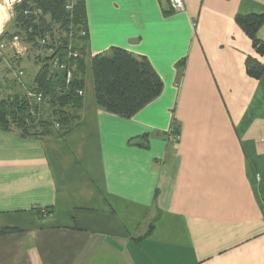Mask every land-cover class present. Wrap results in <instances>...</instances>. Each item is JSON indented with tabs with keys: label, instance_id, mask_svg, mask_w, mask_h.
<instances>
[{
	"label": "crops",
	"instance_id": "1",
	"mask_svg": "<svg viewBox=\"0 0 264 264\" xmlns=\"http://www.w3.org/2000/svg\"><path fill=\"white\" fill-rule=\"evenodd\" d=\"M183 3L83 0L79 122L61 137L0 128V264H264V71L246 69L264 53L236 21L264 0ZM112 47L162 81L129 117L95 102L91 58Z\"/></svg>",
	"mask_w": 264,
	"mask_h": 264
},
{
	"label": "trees",
	"instance_id": "2",
	"mask_svg": "<svg viewBox=\"0 0 264 264\" xmlns=\"http://www.w3.org/2000/svg\"><path fill=\"white\" fill-rule=\"evenodd\" d=\"M238 25L264 53L257 30L264 14L237 15ZM17 37L23 52L12 46ZM0 128H17L22 136L61 137L80 119L87 30L83 0H21L0 33ZM28 62V66L22 65ZM248 74L258 78L264 65L246 58ZM96 105L129 117L154 99L162 81L144 56L121 47L91 58ZM12 76H11V75ZM173 131H176L173 127Z\"/></svg>",
	"mask_w": 264,
	"mask_h": 264
},
{
	"label": "built area",
	"instance_id": "3",
	"mask_svg": "<svg viewBox=\"0 0 264 264\" xmlns=\"http://www.w3.org/2000/svg\"><path fill=\"white\" fill-rule=\"evenodd\" d=\"M2 5L5 9L10 10L12 12L13 5L15 3L20 2L21 0H1ZM170 6V9L173 11H181L184 9V3L183 0H167ZM12 46L17 50L19 53L23 52V47L19 44V41L17 37L13 38V41L11 42ZM3 47V44H0V48ZM170 138L172 140H176L178 138V135L171 134ZM43 214H47L48 211L41 210Z\"/></svg>",
	"mask_w": 264,
	"mask_h": 264
},
{
	"label": "rangeland",
	"instance_id": "4",
	"mask_svg": "<svg viewBox=\"0 0 264 264\" xmlns=\"http://www.w3.org/2000/svg\"><path fill=\"white\" fill-rule=\"evenodd\" d=\"M3 12H4V10H3V8L0 6V13H1L0 15H2ZM0 25H1V24H0ZM3 65H4V63H3V64H0V71H1V70H5V67H6L5 65H4V68H1V67H3ZM22 65H24V64H22ZM10 75H11V74H10ZM11 76H12V75H11Z\"/></svg>",
	"mask_w": 264,
	"mask_h": 264
}]
</instances>
